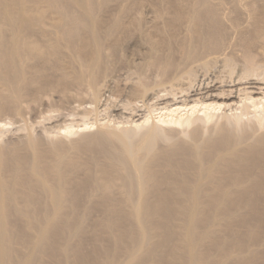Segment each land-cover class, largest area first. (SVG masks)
Listing matches in <instances>:
<instances>
[{
	"label": "bare ground",
	"instance_id": "bare-ground-1",
	"mask_svg": "<svg viewBox=\"0 0 264 264\" xmlns=\"http://www.w3.org/2000/svg\"><path fill=\"white\" fill-rule=\"evenodd\" d=\"M0 264H264V0H0Z\"/></svg>",
	"mask_w": 264,
	"mask_h": 264
},
{
	"label": "rangeland",
	"instance_id": "rangeland-1",
	"mask_svg": "<svg viewBox=\"0 0 264 264\" xmlns=\"http://www.w3.org/2000/svg\"><path fill=\"white\" fill-rule=\"evenodd\" d=\"M130 52H133V51H131L130 49H128L127 51H125L124 52V54L125 55H127V57L128 58H130V59H128L126 56V59H128L129 61H135L136 60V58L138 57V54L137 53H135V54H137V55H135L134 53L131 55L130 54ZM129 53V54H128ZM131 55V56H130ZM130 56V57H129ZM137 56V57H136ZM135 59V60H134ZM121 70V69H120ZM119 70V71H120ZM119 73V74H118ZM125 73V74H124ZM127 74H129L128 72H126L125 70H121L120 72H116V76L114 77L117 81H118V84H120L121 85V83H123L125 80H126V78L128 77V75ZM118 75V76H117ZM120 76V77H119ZM125 76V77H124ZM113 83V82H112ZM111 82L110 83H107V84H109V85H107L105 88H107L108 86H111L112 87V84ZM110 87H108L107 89H109ZM104 96H106V94L108 95L109 93L108 92H106L105 90H104ZM46 97V96H45ZM45 97H42L41 98V100L43 99L44 101H42L41 102V100H39V102H41V103H39L38 102V104H37V102H33L32 103V105L35 107H33L32 105H30L31 106V108L29 107V108H27V111H29V112H25L26 114H25V116H24V119H26L25 120V123H26V121H28V123H27V125L29 126L30 125V128L32 129V131L35 133V134H40L41 132H42V128L44 127V129H45V127H47V128H52V129H54L55 128V126L56 125H60L61 123H62V125H63V120H65V122L66 123H69L70 121H71V119L73 120L74 118H78V116L80 115V114H78L77 113V116H75L76 115V112L78 111V110H83L82 108H84L83 106H85V107H87V106H89V105H86L87 104V102L86 103H83L82 105H80L81 107H77L76 105H77V101L75 102H72V103H74V104H72L71 102H65V103H60L59 101H56V100H58L57 98L56 99H54L56 96H54V98L52 99V100H50L51 99V97H53V96H51L50 97V99L48 98L49 97V95H48V97H46V98H48L49 100H47ZM105 98V97H104ZM103 97H102V99H104ZM46 99V100H45ZM55 100V101H54ZM47 101H48V104H47ZM50 101V102H49ZM52 101H54L55 103L56 102H59V104L60 105H58L57 103H56V105L52 102ZM117 101V100H116ZM45 102V103H44ZM54 105H53V104ZM79 103V102H78ZM39 104H41V106H38ZM66 104H68V106H69V104H72L71 106H72V108L70 107V108H67L68 106H66ZM74 105V106H73ZM66 106V107H65ZM54 107H55V109H54ZM59 108V107H62V108H60V110L59 109H56V108ZM65 107V108H64ZM76 109H78V110H76ZM69 109H72V110H76V111H72V114L75 116H70V114L69 113H71V111H69ZM56 110V111H55ZM58 110V111H57ZM66 111H68V112H66ZM66 112V113H65ZM80 112V111H79ZM61 113V114H60ZM75 113V114H74ZM28 114V115H27ZM112 115H114V114H117V113H111ZM27 115V116H26ZM47 115V116H46ZM66 117H64V116ZM68 115V116H67ZM118 115H119V113H118ZM118 115H116L115 117H119V120L120 119H122V118H125L126 116L125 115H127V113L125 112L124 114H123V112H122V115L120 114L119 116ZM70 116V117H69ZM120 116H122V118L120 117ZM45 117V118H44ZM50 117V118H49ZM63 117V118H62ZM80 117V116H79ZM70 118V119H69ZM81 118V117H80ZM80 118H78V119H75L74 121H78ZM48 119V120H47ZM60 121V122H59ZM63 121V122H62ZM68 121V122H67ZM65 122H64V124H65ZM56 123H59V124H56ZM14 124V125H13ZM12 125H9L8 126V128L10 127V131H8V132H6L7 134H5V137L3 138V139H5V140H8V139H14L15 140V138L16 137H19V136H21L22 134H24L25 132L23 131L22 132V130H19V129H17L19 126H21L22 124H23V122L21 121H19V122H14ZM51 125H53V126H51ZM17 130H16V129ZM50 128V129H51ZM43 129V130H44ZM55 129H57V128H55ZM93 131V130H92ZM85 132H87V131H85ZM37 134V135H38ZM43 134H44V131H43ZM42 134H40V136H41ZM78 136H79V134H77ZM77 135H75V136H69V137H71V138H73V137H77ZM55 137H57V138H59L58 136H53V138H55ZM63 137V136H62ZM61 137V138H62ZM68 137V138H69ZM8 138V139H7Z\"/></svg>",
	"mask_w": 264,
	"mask_h": 264
}]
</instances>
